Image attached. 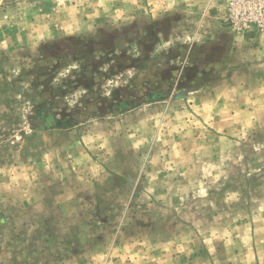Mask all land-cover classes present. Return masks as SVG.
Returning a JSON list of instances; mask_svg holds the SVG:
<instances>
[{"label": "rangeland", "instance_id": "1", "mask_svg": "<svg viewBox=\"0 0 264 264\" xmlns=\"http://www.w3.org/2000/svg\"><path fill=\"white\" fill-rule=\"evenodd\" d=\"M0 264H264V0H0Z\"/></svg>", "mask_w": 264, "mask_h": 264}]
</instances>
